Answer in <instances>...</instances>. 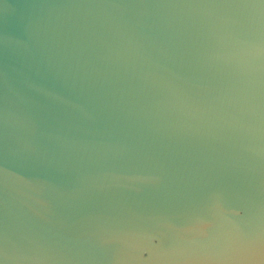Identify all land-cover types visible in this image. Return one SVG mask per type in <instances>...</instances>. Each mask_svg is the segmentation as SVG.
<instances>
[{"label":"water","instance_id":"water-1","mask_svg":"<svg viewBox=\"0 0 264 264\" xmlns=\"http://www.w3.org/2000/svg\"><path fill=\"white\" fill-rule=\"evenodd\" d=\"M0 264H264V0H0Z\"/></svg>","mask_w":264,"mask_h":264}]
</instances>
